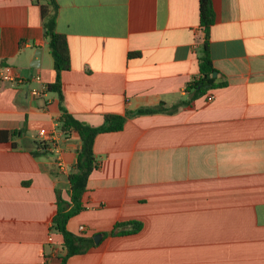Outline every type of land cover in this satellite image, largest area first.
I'll return each mask as SVG.
<instances>
[{"label":"crops","instance_id":"crops-1","mask_svg":"<svg viewBox=\"0 0 264 264\" xmlns=\"http://www.w3.org/2000/svg\"><path fill=\"white\" fill-rule=\"evenodd\" d=\"M55 2L70 56L61 102L47 88L30 94L55 79L43 1L0 0V70L22 79H0V131L19 132L0 140V264H58L56 190L69 199L79 146L58 129L61 107L98 126L160 103L95 137L98 166L66 227L101 238L66 264H264V0H211L208 46L224 84L196 96L186 86L205 39L198 0ZM40 129L57 151L32 154ZM123 222L141 228L117 233L132 228L114 229Z\"/></svg>","mask_w":264,"mask_h":264},{"label":"trees","instance_id":"trees-1","mask_svg":"<svg viewBox=\"0 0 264 264\" xmlns=\"http://www.w3.org/2000/svg\"><path fill=\"white\" fill-rule=\"evenodd\" d=\"M40 4L43 18V26L45 28L44 37L47 41V46L50 54L54 60L53 70L55 79L52 83L47 84V90L55 92L58 96L59 102L63 100L61 90V72L70 67V56L68 51V44L65 35L56 31V17L58 5L55 0H42ZM199 7V22L202 27L205 39L203 43V50L198 57V71L199 75L193 79L187 86L186 90L192 92L193 96L203 94L207 89L214 86L223 85L222 83H214L215 78L212 73L216 70L213 67L209 46H208V32L210 26L214 22V13L212 9L211 0H198ZM138 54L131 52L129 55ZM163 103L156 107H143L134 111H128L126 115L106 114L101 125L92 126L84 121L75 118L66 109L61 107L62 113L58 120V129L65 139L71 134H75L79 146L77 149L76 161L73 170L68 174V196L66 200L61 196L59 190H56V213L54 214L50 229L62 236V249L58 254V264H66L67 259L75 254L85 252L89 247L94 246L93 236L84 237L74 234L67 229L68 220L83 209L82 196L86 190V183L92 170L97 168L98 161L94 155L93 143L95 137L99 133L118 131L122 129L126 116L140 115L159 112L163 110ZM177 105L173 107L175 110ZM18 131L1 130L0 140L8 141L12 137L17 136ZM13 144V143H12ZM36 150L32 151L34 156L38 154H46L51 148V144L46 140H38L35 142ZM15 146V145H14ZM131 224L132 228L129 230H119L117 233L126 234L135 232L141 228L140 222H123L116 223L115 228ZM109 234H115V231H110Z\"/></svg>","mask_w":264,"mask_h":264},{"label":"built area","instance_id":"built-area-1","mask_svg":"<svg viewBox=\"0 0 264 264\" xmlns=\"http://www.w3.org/2000/svg\"><path fill=\"white\" fill-rule=\"evenodd\" d=\"M36 79L40 80V78L38 76H35ZM0 79L1 81H5V82H9L11 84H15L18 82H21L22 79L19 76H16L13 72L12 69L8 66L3 67L0 70ZM46 91V86L44 84H41V86L39 88H32L30 90V94L33 97H38L40 95H42L44 92ZM212 96H209V99H211ZM39 134L41 136H46V140L51 144V149L52 151H57L59 146H58V142L57 140L53 137L52 134H48L46 133L45 129H40L39 130ZM56 163L58 165V167L62 166V162L60 160H56ZM82 228V227H80ZM51 238L49 237V240Z\"/></svg>","mask_w":264,"mask_h":264},{"label":"water","instance_id":"water-1","mask_svg":"<svg viewBox=\"0 0 264 264\" xmlns=\"http://www.w3.org/2000/svg\"><path fill=\"white\" fill-rule=\"evenodd\" d=\"M46 51H47V53H48V50H46ZM37 57H38V56H37ZM50 57H51V59H52V65H54V60H53V58H52L51 55H50ZM36 67H37V66H36ZM215 75H216V73L213 72V73H212V76L214 77ZM100 238H101V234H100V233L95 234V235L93 236L94 243H98L99 240H100Z\"/></svg>","mask_w":264,"mask_h":264}]
</instances>
